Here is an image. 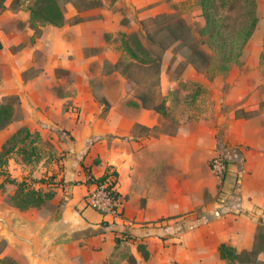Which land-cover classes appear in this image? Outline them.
I'll return each mask as SVG.
<instances>
[{"label":"crops","instance_id":"crops-1","mask_svg":"<svg viewBox=\"0 0 264 264\" xmlns=\"http://www.w3.org/2000/svg\"><path fill=\"white\" fill-rule=\"evenodd\" d=\"M262 3L257 0L258 10ZM26 8L18 10L25 13L22 20L14 14L15 25L22 26L0 29L3 44L0 67L15 71L12 74L14 82L5 81L3 84V97L19 94L27 121L49 128L56 127L62 132L68 146L69 163L60 189L67 192L68 199L62 215L51 226L46 239L50 241L62 234L103 226L106 217L84 203L85 195L93 188L87 179L89 171L92 176L99 177L108 167H112L118 171L117 190L125 200L123 214L116 220L120 224L128 222L136 226L126 227L136 229L131 231L133 238H129L138 241L132 253L136 264H227L220 256L219 246L222 243L231 244L238 251L258 247L260 225L256 218L264 217L263 123L253 127L249 124L248 129H239L238 135L236 118L227 123L224 155L230 165L234 163L237 166L238 172L235 177L228 178V193L221 214L215 212L208 216L210 219L199 220L177 217L174 221L160 224L157 221L169 218L162 217L163 213L168 212L165 181L168 164L162 153L166 152L170 140L175 151L182 154V136L176 134L169 139L167 133L159 136L136 133L137 127L152 128L160 119L155 110L129 106V94L124 87L119 98L113 96L109 86L102 88L101 92L111 106L105 116H99L101 107L89 85L83 86V82L77 80V77L91 76L92 62L112 57L113 45L104 37L116 31L119 25H113L107 10L95 8L81 12V25L73 27L66 22L62 26L46 24L33 40L35 31L30 26V11L26 12ZM79 30L82 35L73 38V31ZM14 47L17 48L15 52L12 51ZM1 57L7 58V61ZM111 60L114 61L113 58ZM27 70H34L35 74L24 79L23 73ZM57 85H62V90L56 89ZM194 148L193 151L188 150V157L201 152L199 146ZM183 166L182 161L175 162L179 173L176 179L180 183L183 180ZM140 182L149 191H159L158 203L165 207L159 216L150 209L135 208L138 200L133 196V188H139ZM149 191L147 206L155 204L150 199L152 194ZM23 216L33 233L54 217L51 214ZM153 227L156 232L152 234L150 231L154 230ZM117 236L128 239L121 232L107 230L73 240L60 246L59 250L75 264H82L83 257L85 261L90 258L91 264H105L117 247ZM139 242L147 244L151 253L149 260H144L138 251ZM158 254L160 260L152 261ZM13 256L19 264H32L23 255L25 259L18 254ZM257 259L264 263V248H260Z\"/></svg>","mask_w":264,"mask_h":264},{"label":"rangeland","instance_id":"rangeland-1","mask_svg":"<svg viewBox=\"0 0 264 264\" xmlns=\"http://www.w3.org/2000/svg\"><path fill=\"white\" fill-rule=\"evenodd\" d=\"M58 1L65 17H68L66 23L73 27L81 25L73 23L76 17L81 16V12L95 8L107 10L111 15L113 25H119L116 31L104 37L109 44L113 45L112 57L92 62L91 76L77 77V80L83 82V86L89 85L93 96L99 102L101 107L99 116H105L111 106L101 92L105 85L113 91L115 98L121 96L123 87L125 89L128 85L132 87L131 91L126 89L129 94L128 105L131 100L141 103L137 95L149 93L156 87L157 78L154 72L146 71L135 64L130 68L126 67L125 63L132 59L123 54V33L130 36L132 34L139 35L142 42L161 60L160 90L165 97L169 114L164 117L157 112L160 122L152 128L137 127L136 133L154 136L167 133L169 139L178 134L182 136L184 146L183 152L180 154L175 151L173 142L169 140L166 152L162 153L164 161L168 164L165 169L168 212L167 214L163 213L162 217H173V219L166 221L160 219L157 222L160 224L169 223L177 217L183 220L210 219L209 215L215 212L222 213L228 193L226 188V184L229 182L228 178L235 177L238 172L237 166L234 163L230 165L229 162L226 164L224 174L218 175L214 171L215 157L225 158L224 137L227 123L232 118H236L237 135L240 134L239 129H248L249 124L253 127L263 123L264 126V0H260L263 3L261 9L258 10L259 22L243 49L241 59L239 62L233 63L228 71L215 75L213 72L197 70L192 65L185 66L190 50L182 44L175 43L166 50H161L156 44L150 43L148 37L156 28V16L162 13H170L176 17L184 18L198 33L206 24L199 0ZM219 2L220 0L213 1V13L225 12V9L219 8ZM6 3L7 5L0 10V29L22 26L15 25L14 14L22 20L25 13L18 10L21 7H28L33 3V0H6ZM241 4L240 1L235 2L236 10L232 14L230 13L231 18L227 22L224 37L220 41L233 39L237 43L242 41L238 32L246 27L247 20L246 15L240 11ZM27 10L29 9L26 8L25 11L28 12ZM236 30H238L237 34H235ZM79 35H82L81 30L72 33L73 38ZM203 48L212 53L208 45L205 44ZM16 50L15 47L12 49L13 52ZM221 57L222 55H219V58ZM4 58L1 57L3 61H7V58ZM112 58L114 61L111 60ZM121 58L124 64L116 66ZM14 72V70L0 67V102L11 96L8 94L3 97V84L5 81L14 82V78H12ZM125 72L131 75L130 82L127 81ZM34 74V70H27L23 73V77L28 79ZM133 79L137 80V84ZM56 89L62 90V85H57ZM18 96L20 99L18 118L5 128L0 129V150L3 144L21 127L27 128L33 135L27 136L26 131L22 132L8 163L0 167V212L7 208H16L26 217L45 214L55 216L60 212L63 201L66 203L68 199L67 192L60 190L69 163L68 146L61 136L62 132L56 127L49 128L37 122L32 124L31 121H27L23 101L19 94ZM243 110L249 111V113L245 114ZM197 141L198 143H196ZM196 145L199 146L201 152L198 151L199 153L188 157V150L193 151ZM206 151L208 152L207 156H205ZM176 161H182L184 164L182 183L176 179L179 175L175 167ZM141 173H143L142 170ZM19 183H22L25 191L37 189L44 194L54 193V197L47 199L40 207L32 206L20 209L13 200L14 194L19 189ZM144 186V183L140 182L139 188H133V196L138 200L135 208L137 210L150 209L159 216L160 211L163 212L165 208L158 203L159 191L156 189L149 191ZM147 190L152 194L150 199L153 204L155 203L154 205L147 206L149 200ZM88 193L90 190L85 195L86 206H89L87 203ZM124 201L122 200V205L125 204ZM177 203L180 205L176 206ZM119 216L120 214L105 215L106 221L116 227L126 230H129L126 227H136L133 225L134 223L121 222L120 224L116 220ZM260 221L264 224V217H261ZM148 227L146 226V228ZM137 242L136 239L132 241L129 238H122V243L113 250L105 264H133L130 257L133 255ZM257 243L258 248H264V225H260L258 229ZM10 246V237L5 233H0V247L3 248L2 257L13 258V254H18L21 259H25L11 246L14 250L12 251ZM153 260L158 262L159 254L155 255ZM81 262L82 264L92 263L90 258L85 261L84 257Z\"/></svg>","mask_w":264,"mask_h":264},{"label":"trees","instance_id":"trees-1","mask_svg":"<svg viewBox=\"0 0 264 264\" xmlns=\"http://www.w3.org/2000/svg\"><path fill=\"white\" fill-rule=\"evenodd\" d=\"M213 1L216 0H199L202 7L203 13L206 18V24L197 33L191 24H189L184 18L176 17L170 13H162L156 16V28L154 32L149 34L150 43L156 44L161 50H166L175 43H180L187 47L190 52L188 58L185 61V66L192 65L197 70L207 71L208 73L226 72L230 66L239 62L241 59L243 49L248 40L253 35L259 22L258 16V5L256 0H220L218 3L220 9H225L224 13L212 11ZM240 1V11L246 15L247 25L245 28L238 32V36L242 38L239 43L233 40H221L225 34V28L228 25V20L231 18V14L236 10L235 2ZM6 6V0H0V10ZM30 11V26L34 29L35 34L33 40L38 36L42 27L46 24L54 26H62L66 22L64 11L58 0H33L28 6ZM231 13V14H230ZM83 20L82 16H78L73 21L74 24L80 23ZM235 31V34H237ZM123 54L129 56L132 61L125 63L126 67L130 68L135 64L136 66L145 69L146 71H152L156 74L157 81L155 83V90L149 93H141L137 95L141 103L131 100L129 105L135 107H144L147 109H153L156 112L167 117L169 114L166 106L165 97L162 95L160 90V71H161V60L159 57L147 47L137 34L131 36L127 33H123ZM234 37V36H233ZM208 45L211 48V52L203 48L204 45ZM3 48V44L0 40V50ZM219 55H222L219 58ZM124 56V55H123ZM124 61L122 58L116 63L122 65ZM127 81L132 78L125 72ZM135 83L137 80H134ZM137 84V83H136ZM127 90H132L129 85ZM103 98V97H102ZM20 108V99L18 95H11L5 100L0 102V129L5 128L7 125L12 123L18 118V110ZM248 114L249 111H245ZM246 117H248L246 115ZM26 131V135H33L27 128L21 127L18 129L2 146L0 150V167H3L8 163L9 157L15 148L17 141L19 140L22 132ZM60 134V132H59ZM62 136V134H61ZM225 163L228 161L223 157ZM118 171L112 167H108L107 170L99 177H94L89 171V178L87 182L92 183H104L110 182L109 189H112L118 183ZM18 191L14 194L13 200L20 209H27L32 206L40 207L47 199L54 197V193L44 194L40 190L30 189L25 191L22 183L18 184ZM115 197H119L120 193L118 190L113 191ZM65 203L63 201L62 207L64 208ZM169 217L168 219H171ZM259 225L260 219H257ZM103 227L111 228L112 231L121 232L123 236L127 238H133L134 235L131 231L136 229L125 230L121 227H116L110 224L108 221L103 220ZM130 231V232H129ZM152 231V232H151ZM150 233H155V229L151 230ZM142 233V232H141ZM145 233H148L147 231ZM138 236V235H135ZM122 242V238L116 237L117 246ZM137 249L141 253L144 260L150 259V251L148 250L147 244L139 242ZM220 256L226 261L227 264H264L258 261L257 256L260 252V248L255 247L250 250L238 251L237 248L228 243H222L219 246ZM3 248L0 247V264H19V262L11 257H2ZM130 261L135 264L136 258L131 255Z\"/></svg>","mask_w":264,"mask_h":264},{"label":"water","instance_id":"water-1","mask_svg":"<svg viewBox=\"0 0 264 264\" xmlns=\"http://www.w3.org/2000/svg\"><path fill=\"white\" fill-rule=\"evenodd\" d=\"M51 217L37 232L33 233L23 214L16 208H7L0 212V233L10 237L11 244L32 264H75L66 259L59 247L81 237L92 236L103 231L112 230L101 226L98 229L88 228L71 234H62L50 241L46 239L49 229L62 215Z\"/></svg>","mask_w":264,"mask_h":264},{"label":"built area","instance_id":"built-area-1","mask_svg":"<svg viewBox=\"0 0 264 264\" xmlns=\"http://www.w3.org/2000/svg\"><path fill=\"white\" fill-rule=\"evenodd\" d=\"M226 163L223 157L217 156L214 159V171L218 175L224 174ZM93 188L88 193V205L104 215L123 214L122 198L114 196L113 191L117 190V185L109 189L110 182L92 183Z\"/></svg>","mask_w":264,"mask_h":264}]
</instances>
